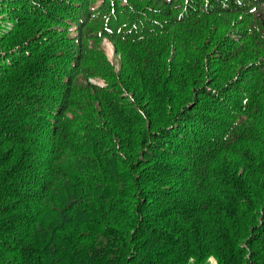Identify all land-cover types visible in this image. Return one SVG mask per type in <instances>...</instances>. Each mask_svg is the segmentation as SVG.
I'll return each mask as SVG.
<instances>
[{
	"label": "trees",
	"instance_id": "obj_1",
	"mask_svg": "<svg viewBox=\"0 0 264 264\" xmlns=\"http://www.w3.org/2000/svg\"><path fill=\"white\" fill-rule=\"evenodd\" d=\"M210 255L264 264V0H0V264Z\"/></svg>",
	"mask_w": 264,
	"mask_h": 264
},
{
	"label": "rangeland",
	"instance_id": "obj_2",
	"mask_svg": "<svg viewBox=\"0 0 264 264\" xmlns=\"http://www.w3.org/2000/svg\"><path fill=\"white\" fill-rule=\"evenodd\" d=\"M1 18H3V16ZM3 26H4V30H9L12 25L10 24V21H5V23H4ZM123 27L125 29H128L127 28L128 26H125L124 25ZM100 44H101V47H100V50L101 51L98 52L100 55H94V57L92 56L91 58H89L88 59L89 61L86 62V64L84 65V67L81 69V71L83 72V74L85 76H86V74H85V72L83 70L86 69L87 67L94 66L95 63L98 65V61L99 60H100V62L102 60H105V61H108L109 63H111V65L113 66V69H114L113 71H115V72H117L119 70V68H120V66L122 64L121 62L122 61L124 62L123 57L120 56V52H119L118 55L116 54L115 49H114V47H115L114 44L107 37L101 38ZM99 57H100V59H99ZM165 76H166V74H163L162 79H164ZM105 81H106L105 78L103 76H101V75L88 76L87 79L80 78V82H82V83H84V82H91V83L96 84V85H98V84L99 85H104V82ZM129 86L130 85H129V81H128V82H126V87H127L128 90H129ZM122 89H125V88L123 87ZM128 90H126L127 91L125 93L126 96H127L128 92H129ZM170 96H171V94H170ZM176 96L177 95L175 94V97ZM163 106L165 108H170V107L171 108H174L173 102H171V101L169 102V105L163 104ZM204 264H217V262H216L215 257L213 255H210L206 259V261L204 262Z\"/></svg>",
	"mask_w": 264,
	"mask_h": 264
}]
</instances>
